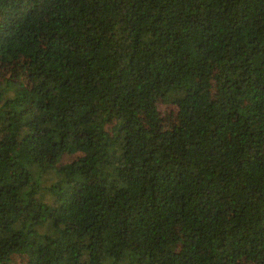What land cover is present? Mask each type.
Wrapping results in <instances>:
<instances>
[{"label":"trees","instance_id":"obj_1","mask_svg":"<svg viewBox=\"0 0 264 264\" xmlns=\"http://www.w3.org/2000/svg\"><path fill=\"white\" fill-rule=\"evenodd\" d=\"M0 264H264V0H0Z\"/></svg>","mask_w":264,"mask_h":264},{"label":"rangeland","instance_id":"obj_2","mask_svg":"<svg viewBox=\"0 0 264 264\" xmlns=\"http://www.w3.org/2000/svg\"><path fill=\"white\" fill-rule=\"evenodd\" d=\"M76 158H77V155L69 156V157H66V158L64 159V162H65V163H70L71 161H73V160L76 159Z\"/></svg>","mask_w":264,"mask_h":264}]
</instances>
